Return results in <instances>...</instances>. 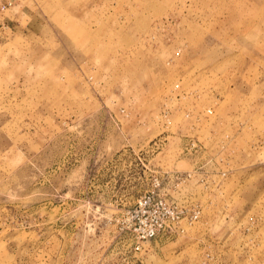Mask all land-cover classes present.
Returning <instances> with one entry per match:
<instances>
[{
    "label": "rangeland",
    "instance_id": "1",
    "mask_svg": "<svg viewBox=\"0 0 264 264\" xmlns=\"http://www.w3.org/2000/svg\"><path fill=\"white\" fill-rule=\"evenodd\" d=\"M17 4L0 264H264V0ZM158 183L180 219L136 244Z\"/></svg>",
    "mask_w": 264,
    "mask_h": 264
},
{
    "label": "built area",
    "instance_id": "2",
    "mask_svg": "<svg viewBox=\"0 0 264 264\" xmlns=\"http://www.w3.org/2000/svg\"><path fill=\"white\" fill-rule=\"evenodd\" d=\"M11 5L8 2L1 6L0 10L4 11ZM158 189L159 183L140 197L132 210V231L136 244L151 240L166 229L172 230L178 224L180 212L158 194Z\"/></svg>",
    "mask_w": 264,
    "mask_h": 264
},
{
    "label": "crops",
    "instance_id": "3",
    "mask_svg": "<svg viewBox=\"0 0 264 264\" xmlns=\"http://www.w3.org/2000/svg\"><path fill=\"white\" fill-rule=\"evenodd\" d=\"M10 2L12 5L4 10H0V35L6 33L7 30H18L24 29L29 22H32L31 17L25 15L23 12L19 10L18 12V4L17 0H0V7L5 5L6 3ZM27 20V24L24 25L25 21ZM5 27L7 30H2Z\"/></svg>",
    "mask_w": 264,
    "mask_h": 264
}]
</instances>
